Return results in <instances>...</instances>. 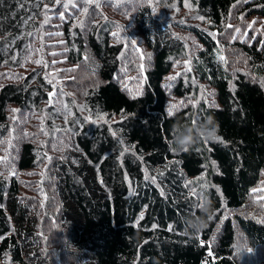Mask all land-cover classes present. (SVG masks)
<instances>
[{"label": "trees", "instance_id": "trees-1", "mask_svg": "<svg viewBox=\"0 0 264 264\" xmlns=\"http://www.w3.org/2000/svg\"><path fill=\"white\" fill-rule=\"evenodd\" d=\"M35 1L0 0V41L7 32L22 30L24 11ZM175 1L182 5L185 0ZM192 1L202 22L175 23L173 29L198 42L190 63L218 100L216 106L202 107L200 124L211 117L208 127L215 128L222 143L200 139L187 151H178L172 143L174 126L193 127V118L191 113L169 116L166 87L172 58L185 50L152 6L129 14L151 54L139 94L127 93L120 84L126 47L113 35L118 29L115 19L99 21L102 17L94 10L81 27L73 24L75 20L66 23L71 64L95 80L86 103L120 118L113 126L115 135L103 129L94 132L95 138L77 136L76 161L58 166L52 214L56 217L57 212L63 222L66 248L78 264H246L234 252L237 228L253 251L264 249V222L256 215L236 214L251 207L264 181V31L242 39L225 35L237 11L264 24V0ZM226 46L238 48L245 58L246 71L239 77L235 78ZM4 58L0 48V69ZM32 78L27 74L22 81L0 87V167L5 146L14 136L11 108L33 107L48 99L39 84L31 86L36 80ZM177 92L182 93V87ZM121 140L131 147L127 156L119 148ZM20 151L16 176L0 168V259L51 264L53 257L41 253L38 216L22 198L20 179L35 169L36 147L24 142ZM43 183L42 198L48 197L46 180ZM225 210L235 213L232 220L223 218ZM197 218L198 232L188 226Z\"/></svg>", "mask_w": 264, "mask_h": 264}, {"label": "rangeland", "instance_id": "rangeland-1", "mask_svg": "<svg viewBox=\"0 0 264 264\" xmlns=\"http://www.w3.org/2000/svg\"><path fill=\"white\" fill-rule=\"evenodd\" d=\"M41 2L44 6L42 10ZM103 3L111 5V9L105 7ZM73 4L76 7H73ZM97 4L99 7L96 6ZM146 5L152 6L154 15L169 25L173 35L185 50L179 57L171 60L173 69L166 81L170 98L168 114L170 117H175L181 113H191L193 126H199L202 107L216 106L217 94L199 81L190 63V57L198 47L196 39L191 34L173 29L175 23L187 25L202 22V19L198 18L201 16L192 0H185L182 5L175 0H92V3L87 5L83 0H59V3L56 0H36L34 4H28L24 11L22 30L15 33L7 32L5 38L0 41V48L2 53H5L6 60L0 69V87L7 82L22 81L25 75L33 74L32 80H36L31 86L39 84L43 91L48 92V99L44 103L24 107L15 112L11 108L10 123L13 124L11 126L14 136L5 146V158L0 168L7 172L8 176H16L21 152L20 144L27 142L36 147L35 154L38 160L36 167L24 173L20 179L24 190L22 198L26 199L32 212L38 216V234L44 242L43 248L40 247L41 253L45 258L50 255L53 257L51 264H78L77 258L66 248L61 229L63 222L57 212H55L56 217L52 214L56 196L53 189L60 172L58 166L69 160L76 161L77 136L85 133L84 136L95 138L94 132L103 129L113 134V126L120 121L118 116L103 113L98 109L94 110L86 103L85 99L90 94L95 80L87 74L88 71L71 64L69 48L64 38L66 23L75 20L73 24L81 27L89 17H92L94 10H98L97 16L102 17L99 21L115 19L118 28L116 38L122 40L126 47L119 76L120 84L127 93L139 94L140 84L151 66V54L144 47L142 36L134 29L129 14ZM84 8H87L86 12L83 11ZM237 13L238 11L234 12L233 20L228 23L229 31L225 34L227 38L233 39L235 36L242 39L245 34L254 36L263 33L262 22L247 20ZM118 14L124 17H118ZM133 40L135 43H132ZM225 51L235 78L244 74L245 58L241 51L234 46H226ZM181 87L182 93H178L177 90ZM232 89L233 91L236 89L234 82ZM36 94L38 92L34 93V99L37 98ZM39 98H43L42 94ZM214 135L215 139L202 140L215 144L222 143L216 131ZM119 148L125 156L132 152L126 141L121 140ZM45 180L48 197L43 194L42 198L41 191L45 186L43 183ZM208 186L206 184L207 189ZM213 188L221 196L218 187ZM220 198L223 203L222 197ZM38 200L41 212L39 205L37 207ZM236 214L244 217L256 215L264 222V181L255 192L251 207ZM233 216L235 213L225 210L223 218L232 220ZM235 232L234 252L242 263L264 264V249L253 251L240 230L237 228ZM51 248L54 251H51ZM3 258L0 259V264H14L10 257L4 260Z\"/></svg>", "mask_w": 264, "mask_h": 264}, {"label": "clouds", "instance_id": "clouds-1", "mask_svg": "<svg viewBox=\"0 0 264 264\" xmlns=\"http://www.w3.org/2000/svg\"><path fill=\"white\" fill-rule=\"evenodd\" d=\"M209 124H211V117L199 126L187 127L175 125L172 143L176 145L178 151H187L200 139H215V128L208 127ZM188 226L198 232L200 229L199 219L191 220Z\"/></svg>", "mask_w": 264, "mask_h": 264}, {"label": "snow or ice", "instance_id": "snow-or-ice-1", "mask_svg": "<svg viewBox=\"0 0 264 264\" xmlns=\"http://www.w3.org/2000/svg\"><path fill=\"white\" fill-rule=\"evenodd\" d=\"M56 2L57 3H59V0H56ZM83 2H84V4L85 5H87V4H90V3H92V0H83ZM97 7H99V5L97 4L96 5ZM65 7H67V5H65ZM73 7H76V5L75 4H73ZM83 11H87V8H84L83 9ZM61 18L63 19V15L61 14ZM199 19H203V17H198ZM45 22H47V21H45ZM253 23H255V22H253ZM237 32L239 31L238 29L236 30ZM113 35H116V36H118V33H114ZM213 35V37L215 38V34H212ZM132 43H135V41L133 40L132 41ZM220 59L221 60H224V57L223 56H220ZM36 63H40L39 61H36ZM225 63H226V61H225ZM46 66V65H45ZM190 70V69H189ZM49 83H51V81H49ZM14 112L15 111H19V110H13ZM113 135H115V133H113ZM218 139V138H217ZM146 179H147V177H146Z\"/></svg>", "mask_w": 264, "mask_h": 264}]
</instances>
